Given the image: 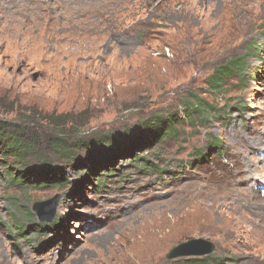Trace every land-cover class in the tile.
Returning a JSON list of instances; mask_svg holds the SVG:
<instances>
[{
    "label": "rangeland",
    "instance_id": "374dc122",
    "mask_svg": "<svg viewBox=\"0 0 264 264\" xmlns=\"http://www.w3.org/2000/svg\"><path fill=\"white\" fill-rule=\"evenodd\" d=\"M58 2L22 0L44 12ZM127 9L86 35L53 25L60 15L38 21L58 28L55 40L47 27L20 30L21 16L0 20V119L50 164L29 159L23 187L0 165V264H264V0ZM234 59L245 70L211 89ZM166 125L173 133L158 141ZM61 141L66 160L50 151ZM57 198L52 219L35 210ZM200 239L216 250L168 259Z\"/></svg>",
    "mask_w": 264,
    "mask_h": 264
},
{
    "label": "trees",
    "instance_id": "16d2710c",
    "mask_svg": "<svg viewBox=\"0 0 264 264\" xmlns=\"http://www.w3.org/2000/svg\"><path fill=\"white\" fill-rule=\"evenodd\" d=\"M246 68L245 59H234L228 61L223 66H220L215 70L214 74L208 79V85L211 89L218 91L221 90L224 86L225 81L232 78H237ZM198 102L199 100L196 99ZM202 103L191 104L189 109H185V114L187 113L189 116L190 111H198L199 108H203ZM207 111V109H206ZM179 121L178 119H176ZM22 126L19 124H12L7 120L0 119V156L6 159V161H2L0 163L3 173L7 176L10 182L14 186L23 187L26 185L27 181L22 178V174L26 171L24 170L25 164L29 162V159H36L40 161L43 167L50 168V164H47V159L44 158L43 155L38 156V149L36 148V141L32 138L27 139L23 134H18ZM162 134L158 136V141L160 139H164L168 136L172 135L173 127L172 125L162 128ZM60 140V139H59ZM72 146L68 145L67 142H59L57 145L50 148L51 153L58 157L61 160H64L66 157L72 155V150L70 149ZM66 160V159H65ZM135 168L147 169L149 171H154V165L150 164L148 161H144L140 156H134L132 162ZM114 171H116L114 169ZM42 172H48V170H42ZM111 174V173H110ZM110 178L109 175H101L99 177L98 184L100 187L106 183V179ZM64 182H67L65 179ZM55 186H62L63 184H59L57 182ZM43 187H47L48 185L41 184ZM41 227V226H40ZM20 229V228H19ZM202 260H187L188 264H217V262H211L208 258H201Z\"/></svg>",
    "mask_w": 264,
    "mask_h": 264
},
{
    "label": "bare ground",
    "instance_id": "6f19581e",
    "mask_svg": "<svg viewBox=\"0 0 264 264\" xmlns=\"http://www.w3.org/2000/svg\"><path fill=\"white\" fill-rule=\"evenodd\" d=\"M181 1L184 2L185 9L189 11L190 0H181ZM128 2L129 0H59L58 8L56 11L51 10L44 12L43 11L44 9H42V7L40 6H36V8L35 7L29 8L26 4L22 3V0H0V20L4 19V21L9 22L5 20L8 19L16 22L18 21L16 16L17 15L21 16L22 18H24V22L19 23V26L21 27L20 30L26 31L23 25H28V24H31L32 25L31 27L36 30L41 29L43 27H47V31L45 32L49 33L48 39L55 40L56 38L58 39L60 38V36H63L61 34L56 33V30L58 28L54 30L55 28L53 29L52 28L53 26L51 27L46 24L38 23V21L45 22L46 18L48 17L49 21L53 23L55 18L54 15L55 16L60 15L62 17L61 24L59 23L58 20H56L53 23V25H55L56 27H60L61 31L68 29L70 31L69 34H72V36H78L79 31L82 35H86V32L88 34L91 32L87 28L91 27L93 29H96L94 25H96L98 21L105 22L106 20H110L111 17H116L119 14H123L128 8ZM15 28H17V26L13 25L12 29H14V31ZM51 31H54L55 34ZM55 44L57 45V43Z\"/></svg>",
    "mask_w": 264,
    "mask_h": 264
},
{
    "label": "water",
    "instance_id": "95a60500",
    "mask_svg": "<svg viewBox=\"0 0 264 264\" xmlns=\"http://www.w3.org/2000/svg\"><path fill=\"white\" fill-rule=\"evenodd\" d=\"M58 202V198L45 203H38L35 205V210L40 214H44L45 208H47V215L44 216L47 219H52L55 214V208ZM216 250V246L205 240H191L180 244L175 247L170 254L168 259L172 260L178 257L185 256H207L212 254Z\"/></svg>",
    "mask_w": 264,
    "mask_h": 264
}]
</instances>
